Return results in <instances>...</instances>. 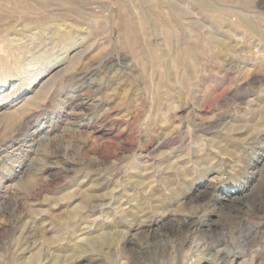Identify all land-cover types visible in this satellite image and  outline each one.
Instances as JSON below:
<instances>
[{"label":"rangeland","instance_id":"1","mask_svg":"<svg viewBox=\"0 0 264 264\" xmlns=\"http://www.w3.org/2000/svg\"><path fill=\"white\" fill-rule=\"evenodd\" d=\"M28 1L0 21V115L23 104L33 70L61 76L36 106L0 117V264H264V0H206L223 14L197 0ZM69 3H82L75 18ZM173 162L176 193L162 184ZM83 232L102 234L101 257L73 256Z\"/></svg>","mask_w":264,"mask_h":264},{"label":"bare ground","instance_id":"2","mask_svg":"<svg viewBox=\"0 0 264 264\" xmlns=\"http://www.w3.org/2000/svg\"><path fill=\"white\" fill-rule=\"evenodd\" d=\"M27 1L28 0H0V21L1 20H6V19H8V18H11V17H18V18H20V17H23V15H24V13H25V10L28 8V3H27ZM29 1H31V0H29ZM28 1V2H29ZM33 1V0H32ZM36 1V0H35ZM41 1V3H42V5L44 6L45 4H46V6H48V5H50V6H52L51 4H57L58 5V3H59V5H61V2H67V1H64V0H40ZM70 1V0H69ZM141 1V0H140ZM156 1V0H155ZM192 1V0H191ZM195 1V0H194ZM197 1H201L200 3H202L203 2V4H205V6L206 7H208V11L209 12H212V13H216V12H218V11H220V13H222L223 14V12H222V10L221 9H218V8H215L213 5H212V3L210 4L209 2L208 3H205L206 2V0H197ZM212 1V0H211ZM71 2V1H70ZM73 2V1H72ZM84 3V2H83ZM103 3V2H102ZM144 3V2H143ZM197 3V2H196ZM199 3V4H200ZM35 4V3H34ZM33 4V5H34ZM67 5H68V2L66 3ZM70 4V3H69ZM79 4V3H78ZM82 4V3H81ZM81 4H80V7L79 6H76L77 5V3H76V5H71V6H69L71 9H68L69 11L70 10H72V11H74V12H72V13H74L75 14V16H74V18L75 17H77V15L78 14H80V12L82 11L80 8H81ZM161 4V3H160ZM177 4V3H176ZM228 4V3H227ZM41 5V4H40ZM58 5V6H59ZM63 5V4H62ZM65 5V4H64ZM84 5V4H83ZM82 5V6H83ZM87 4H85V6H86ZM91 5V4H90ZM109 5V4H108ZM128 5V4H127ZM187 5V4H186ZM218 5H220V4H218ZM222 5V4H221ZM45 6V7H46ZM84 6V7H85ZM100 6V5H99ZM132 6V5H131ZM156 6V5H155ZM180 6V5H179ZM204 6V5H203ZM231 6V5H230ZM31 7V6H30ZM38 7V6H37ZM53 7V6H52ZM54 7H55V5H54ZM68 7V8H69ZM177 7V6H176ZM176 7H174V8H176ZM201 7V6H200ZM49 8H51V7H49ZM61 8V7H60ZM99 8V7H98ZM134 8V7H133ZM155 8V7H154ZM220 8V7H219ZM29 9V8H28ZM33 9V8H32ZM44 9V8H43ZM59 9V8H58ZM83 9V8H82ZM120 9V8H119ZM139 9V8H138ZM144 9V8H143ZM156 9H157V7H156ZM177 9V8H176ZM227 9V8H226ZM231 9V8H230ZM62 10V9H61ZM85 10V9H84ZM180 10V9H179ZM206 10V9H205ZM206 10V11H207ZM64 11V10H63ZM66 13L65 14H67V8H66ZM64 11V12H65ZM68 11V12H69ZM86 11V13H87V15L89 16L90 14V12H87V9L85 10ZM192 11V10H191ZM205 11V12H206ZM236 11V10H235ZM35 12V11H34ZM143 12V11H142ZM179 12H181V11H179ZM194 12V11H193ZM233 12V11H232ZM237 12H239V11H237ZM39 13V12H38ZM63 13V12H62ZM85 13V12H84ZM64 14V15H65ZM218 14H219V12H218ZM233 14V13H232ZM242 14H243V12H242ZM247 14H248V12H247ZM69 15V14H68ZM72 15H71V17H72ZM86 15V14H85ZM94 15V14H93ZM92 15V16H93ZM133 15V14H132ZM237 15V14H236ZM245 15V14H244ZM251 15V14H250ZM31 16V15H30ZM81 16H82V14H81ZM81 16L79 17V18H81ZM134 16V15H133ZM146 16V15H145ZM148 16V15H147ZM40 17V16H39ZM42 17V16H41ZM129 17V16H128ZM187 17V16H186ZM29 18V17H28ZM35 18V17H34ZM38 18V17H37ZM79 18L76 20V19H74V20H76V22L79 20ZM90 18V17H89ZM96 18V17H95ZM248 18V17H247ZM84 19V18H83ZM87 19V18H86ZM133 19V18H132ZM149 19H151V18H149ZM173 19H174V26L175 27H179V24H181L182 23V16L181 15H179V16H173ZM257 19H258V17H257ZM81 20V19H80ZM79 20V21H80ZM163 20V19H162ZM172 20V19H171ZM216 20V19H215ZM229 20H230V18H229ZM87 20H85V22H86ZM136 21V20H135ZM153 21V20H152ZM239 21H241V22H244V17H243V19L242 18H240L239 19ZM246 21V20H245ZM46 22V21H45ZM71 22V21H70ZM69 22V23H70ZM80 22H82V21H80ZM79 22V23H80ZM83 22H84V20H83ZM89 22V21H88ZM131 22H132V20H131ZM200 22V21H199ZM234 22V21H233ZM13 23V22H12ZM43 23V22H42ZM41 23V24H42ZM47 23V22H46ZM46 23H45V25H46ZM74 23V22H73ZM138 23V22H137ZM136 23V24H137ZM160 23V22H159ZM166 23H167V20H166ZM170 23V22H169ZM245 23V22H244ZM6 24V23H5ZM20 24V23H19ZM48 24V23H47ZM49 24H50V21H49ZM85 24V23H84ZM135 24V25H136ZM139 24V23H138ZM152 24V23H151ZM191 24V23H190ZM121 25V24H120ZM141 25V24H140ZM157 25V24H156ZM189 25V24H188ZM191 25H194V23H192ZM202 25V24H201ZM205 25V24H204ZM1 26V25H0ZM21 26V25H20ZM43 26V25H42ZM49 26V25H48ZM52 26V25H51ZM87 26V25H86ZM122 26V25H121ZM138 26V25H137ZM151 26V25H150ZM149 25H148V27H150ZM170 26V25H169ZM182 26V25H181ZM46 27V26H45ZM136 27V26H135ZM134 26H131V28L129 29V36H130V38H131V41H137L138 40V38H139V32H138V30L140 29H138L137 30V28H135ZM139 27V26H138ZM143 27V26H142ZM141 27V28H142ZM161 27V26H160ZM168 27V26H167ZM166 27V28H167ZM173 27V26H172ZM183 27V26H182ZM208 27V26H207ZM242 27V26H241ZM38 28V27H37ZM43 28V27H42ZM48 28V27H47ZM81 28V27H80ZM157 28L159 29V27L157 26ZM165 28V27H164ZM177 28H176V30H177ZM181 28V27H180ZM193 28V27H192ZM205 28V27H204ZM245 28H247L246 26H245ZM154 29V28H153ZM251 29V28H250ZM14 30V29H13ZM12 30V31H13ZM24 30V29H23ZM44 30H46V29H44ZM43 30V31H44ZM86 30V29H85ZM91 30V29H90ZM145 30V29H144ZM163 30V29H162ZM175 30V29H174ZM175 30V31H176ZM11 31V30H10ZM17 31V30H16ZM15 31V32H16ZM63 31H64V28H63ZM71 31V30H70ZM140 31V30H139ZM147 31V30H146ZM159 31V30H158ZM161 31V30H160ZM223 31V30H222ZM226 31V30H225ZM42 32V31H41ZM49 32V31H48ZM141 32V31H140ZM162 32V31H161ZM182 32V31H181ZM212 32V31H211ZM38 33V32H37ZM68 32H66V34H67ZM214 33V32H213ZM212 33V34H213ZM256 33V32H255ZM39 34V33H38ZM51 34V33H50ZM65 34V33H64ZM65 34V36H64V39H62V44L61 45H64V47H69V45H67L69 42H70V37H74L75 38V36H70V32L68 33L69 35H66ZM78 34V33H77ZM52 35V34H51ZM62 35V34H61ZM72 35V34H71ZM76 35V34H75ZM178 35V34H177ZM190 35V34H189ZM55 36V35H54ZM58 36V35H57ZM59 36H60V34H59ZM58 36V37H59ZM126 36V35H125ZM161 36V35H160ZM163 36H164V32H163ZM166 36V35H165ZM216 36V35H215ZM214 36V37H215ZM58 37L56 38L57 40H58ZM79 37H80V35H79ZM140 37H142L141 35H140ZM171 37V36H170ZM176 37V36H175ZM175 37H174V39H175ZM191 37V36H190ZM189 37V38H190ZM195 37V36H194ZM202 37V36H201ZM209 37V36H208ZM213 36H211L210 37V39H208V42L207 43H204V44H206V46H209V44H213L214 43V41H215V38H214ZM217 37H219V36H217ZM168 38V37H167ZM199 38V37H198ZM55 39V40H56ZM61 39V38H60ZM59 39V40H60ZM141 39V38H140ZM151 39V38H150ZM173 39V38H172ZM179 39V38H178ZM192 39V38H191ZM12 40H14V39H12ZM11 40V41H12ZM59 40L57 41V43L59 42ZM73 40V39H72ZM143 40V39H142ZM165 40H166V37H165ZM181 40V39H180ZM201 40V39H200ZM225 40V39H224ZM16 41V40H15ZM14 41V42H15ZM18 41V40H17ZM44 41V40H43ZM193 41V40H192ZM46 42V41H45ZM76 41H74V43H75ZM127 42V41H126ZM144 42V41H143ZM165 42V41H164ZM34 43V42H33ZM32 43V44H33ZM41 43H43V42H41ZM139 43H141V40L139 41ZM166 43V42H165ZM195 43V42H194ZM216 43V42H215ZM227 43V42H226ZM5 44V43H4ZM130 44V43H129ZM134 44H135V42H134ZM133 44V45H134ZM137 44V43H136ZM228 44V43H227ZM230 44V43H229ZM17 45V44H16ZM19 45V44H18ZM75 45V44H74ZM130 45H132V44H130ZM194 45V44H193ZM2 46V45H1ZM26 45H24L23 47H25ZM41 46V45H40ZM43 46V45H42ZM53 46H55V45H53ZM195 46V45H194ZM220 46V45H219ZM235 46V45H234ZM6 47H10V46H6ZM38 47V46H37ZM63 47V46H62ZM130 47V46H129ZM136 47V46H135ZM139 48L141 47V46H138ZM221 47V46H220ZM226 47V46H225ZM224 47V48H225ZM12 48V47H11ZM18 48V47H17ZM16 48V49H17ZM29 48V47H28ZM46 48V47H45ZM54 48V47H53ZM194 48V47H193ZM222 48V47H221ZM235 48V47H234ZM19 49V48H18ZM20 49H21V46H20ZM26 49H27V47H26ZM32 49V48H31ZM41 49V48H40ZM62 49H64V48H62ZM71 48H69L68 50H70ZM141 49V48H140ZM139 49V50H140ZM143 49V48H142ZM173 49V48H172ZM191 49V48H190ZM223 49V48H222ZM226 50H227V48H225ZM8 50V49H7ZM10 50V49H9ZM53 50V49H52ZM59 50V49H58ZM61 50V49H60ZM65 50V49H64ZM181 50V49H180ZM14 51H16V50H14ZM18 51V50H17ZM22 51H25L26 52V50L25 49H22ZM29 52H30V50H28ZM27 51V52H28ZM63 51V50H62ZM169 51V50H168ZM6 52V51H5ZM20 52V51H19ZM39 52V51H38ZM45 52V51H44ZM63 52H65V51H63ZM185 52V51H184ZM221 52V51H220ZM219 52V53H220ZM226 52V51H225ZM43 53V52H42ZM50 53V52H49ZM53 53V52H52ZM72 53V52H71ZM177 53V52H176ZM203 53V52H202ZM209 53V52H208ZM211 53V52H210ZM238 53V52H237ZM43 54H45V53H43ZM212 54V53H211ZM222 54H223V50H222ZM46 55V54H45ZM54 55V54H53ZM72 55H73V53H72ZM174 55V54H173ZM198 55V54H197ZM209 55V54H208ZM214 55V54H213ZM3 56V55H2ZM9 56V55H8ZM36 56V55H35ZM39 56H40V53H39ZM65 56V55H64ZM106 56H108V55H106ZM133 56H134V54H133ZM175 56V55H174ZM219 56V55H218ZM224 56V55H223ZM12 57V56H11ZM45 57V56H44ZM48 57V56H47ZM67 57H70V56H67ZM79 56H76L75 55V53H74V56H72V58L70 59V63L72 62V61H74V60H76L77 58H78ZM196 57H198V56H196ZM2 58V57H1ZM63 58V57H62ZM148 58V57H147ZM216 58H217V56H216ZM219 58V57H218ZM18 59H20V57H18ZM39 59V58H38ZM81 59V58H80ZM172 59V58H171ZM214 59V58H213ZM226 59V58H225ZM15 59H13V61H14ZM17 60V59H16ZM32 60V59H31ZM66 60V59H65ZM64 60V61H65ZM105 60V59H104ZM174 60L176 61V63L177 64H181V65H188L187 64V57H186V55L183 53V54H180V55H177V57H175L174 58ZM29 61V60H28ZM38 61H40V60H38ZM37 61V62H38ZM78 61V60H77ZM110 61V60H109ZM171 61V60H170ZM191 61V60H190ZM217 61V60H216ZM19 62V61H18ZM17 62V63H18ZM75 62V61H74ZM192 62H193V60H192ZM215 62V61H214ZM218 62V61H217ZM230 62H232V61H230ZM20 63H21V61H20ZM229 63V62H228ZM12 64H14V63H12ZM103 64V63H102ZM106 64V63H105ZM193 64V63H192ZM218 64V63H217ZM69 65V64H68ZM173 65V64H172ZM237 65V64H236ZM75 66V65H74ZM73 66V67H74ZM190 66V65H189ZM189 66H187V67H189ZM36 67V66H35ZM49 67V66H48ZM71 67H72V65H71ZM73 67H72V69H73ZM226 67L229 69V70H235V69H237V68H235V66L233 65V64H231V63H229V64H227L226 65ZM51 68L52 67H49V68H46V69H43V70H36V71H34L33 70V72L31 73V75L29 76V78H28V85L25 87V91H27L26 93H24L23 94V96L24 95H26L25 96V98H23L22 99V103L23 104H21V106H18L19 108H16L15 109V111H14V113H7V114H4L3 115V117L0 115V117H2L3 118V120H2V118H1V120L2 121H4V122H7V123H10V122H12V120H14L13 119V117H16V116H14L15 115V112L17 113V111H18V114H19V111H21V110H24V109H27L28 107H30V106H32L33 107V105H35L36 103H37V101H39V100H41L40 98H42V95H44V93H46V90L48 89V87H50L51 86V84L56 80V78H57V76H59L60 75V72L61 71H59V72H54V73H52L53 71H51ZM35 69V68H34ZM85 69V68H84ZM94 69V68H93ZM92 69V70H93ZM24 70V69H23ZM32 70V69H31ZM91 70V71H92ZM86 72H87V70H85ZM89 71H90V69H89ZM192 71V70H191ZM190 71V72H191ZM257 71V70H256ZM94 72V71H93ZM82 73H83V71H82ZM22 74V73H21ZM77 74V73H76ZM85 74V73H84ZM193 74V73H192ZM194 75V74H193ZM239 75V74H238ZM49 76V78L46 80V81H44L43 82V84L39 87V89L38 90H36V91H34V88H35V86H37L38 85V83L41 81V80H43V79H46V77H48ZM61 76V75H60ZM86 76V75H85ZM185 76V75H184ZM64 77V76H63ZM183 77V76H182ZM186 77V76H185ZM81 78V77H80ZM3 79V78H2ZM5 79H3V81H4ZM57 82V81H56ZM182 83V82H181ZM54 84V83H53ZM56 84V83H55ZM92 84V83H91ZM93 85V84H92ZM53 86V85H52ZM54 87V86H53ZM52 87V88H53ZM92 87V86H91ZM51 88V89H52ZM51 89H49V92L51 91ZM24 92V91H23ZM158 92V91H157ZM84 95V94H83ZM85 98V97H84ZM159 99H161V98H159ZM161 102V101H160ZM264 102V101H263ZM256 104V103H255ZM9 106V105H8ZM36 106V105H35ZM34 106V107H35ZM31 107V108H32ZM256 107V106H255ZM7 109H8V107H6ZM29 109V108H28ZM27 109V110H28ZM87 109H88V107H87ZM14 110V109H13ZM26 110V111H27ZM7 111V110H6ZM257 111H258V121L257 122H259V123H256L257 124V126H259L260 127V123H264V103H263V105L262 106H258V108H257ZM9 112V111H8ZM11 112V111H10ZM13 112V111H12ZM4 113V112H3ZM18 116V115H17ZM249 117V116H248ZM262 125V124H261ZM238 127V126H237ZM234 129V128H233ZM237 129V128H236ZM259 129V128H258ZM232 131V130H231ZM234 131V130H233ZM227 132V131H226ZM16 133V132H15ZM223 134V133H222ZM226 134H228V132L226 133ZM28 138V137H27ZM227 140V139H226ZM225 143V142H224ZM226 151V150H225ZM196 153V152H195ZM177 163V162H176ZM175 163V164H176ZM183 163V162H182ZM175 164H174V162L172 163V164H170V165H166V166H169L168 167V169L170 170V172L168 173L169 175L168 176H166L165 178H164V182L162 183V184H165L167 187H168V189L169 190H172V192L174 191L175 192V185H176V175L178 174V173H181V171H178V168L177 167H179V166H175ZM178 164V163H177ZM125 167V166H124ZM182 167V166H181ZM180 168V167H179ZM184 168V167H183ZM182 168V169H183ZM181 169V168H180ZM186 169V168H185ZM165 170H166V167H165ZM123 171V170H122ZM138 172V171H137ZM177 172V173H176ZM182 172H184L183 170H182ZM122 173V172H121ZM117 174H119V172L117 173ZM116 174V175H117ZM183 174V173H182ZM185 174V173H184ZM115 175V174H114ZM179 175V174H178ZM134 176L136 177H134V179H137L136 180V184L138 185V186H140V187H145L144 186V182H143V176H140V175H138V173H136V174H134ZM32 177V176H31ZM132 178V177H131ZM179 178H180V176H179ZM133 179V178H132ZM133 179V180H134ZM133 180H131V181H133ZM32 181V180H31ZM34 181V180H33ZM27 182V181H26ZM97 182V181H96ZM158 182V181H157ZM29 183V182H28ZM91 183V182H90ZM130 183V182H129ZM150 183V182H149ZM92 184H94V183H92ZM159 183H157V185H158ZM130 185V184H129ZM132 185V184H131ZM134 185H135V183H134ZM147 185V184H146ZM149 186V185H148ZM151 186V185H150ZM153 186V185H152ZM151 186V187H152ZM162 186V185H161ZM142 187V188H143ZM154 187H156V186H154ZM160 187V186H159ZM164 187V186H163ZM115 190V189H114ZM141 190V189H140ZM146 190H147V188H146ZM141 191H144V190H141ZM148 192L150 191V187L148 188V190H147ZM82 192V191H81ZM108 192V191H107ZM169 192V191H168ZM173 192V193H174ZM144 193V192H143ZM147 193V192H146ZM176 193V192H175ZM207 193V192H206ZM204 194L202 197V199L203 200H206L207 199V194ZM81 194V193H80ZM111 194V193H110ZM65 197H66V195H64ZM71 196V195H70ZM81 196V195H80ZM83 196H84V198H83ZM83 196H82V198L83 199H85V201L86 200H89L90 201V199L92 198H94L93 196H92V194H90V193H86V192H84L83 193ZM97 196L98 195H96L95 196V198H97ZM72 197H73V195H72ZM78 197V196H77ZM100 197V196H99ZM98 197V198H99ZM101 197H103V196H101ZM113 197L114 196H111L110 197V202H112V201H114V199H113ZM67 198V197H66ZM79 198H81V197H79ZM81 198V199H82ZM209 198V197H208ZM80 199V200H81ZM91 199V200H92ZM163 199V198H162ZM85 201H81L75 208H73L72 210H70L69 212H68V215H67V217H71V218H73V217H75L74 216V214H75V212L77 211V210H79V209H83L84 208V206H85ZM116 201V200H115ZM109 204V203H108ZM99 205V204H98ZM101 206V205H100ZM142 206V205H141ZM108 207V206H107ZM93 208V207H92ZM110 208V207H109ZM139 211H140V207H137V208H135L134 210H131V214H130V216H133V217H135L138 213H139ZM78 212V211H77ZM123 212V211H122ZM185 221V220H184ZM146 224V223H145ZM183 224V223H182ZM181 225V224H180ZM195 225V224H194ZM258 225H259V223H258ZM143 226V225H142ZM196 226V225H195ZM139 227H141V226H139ZM168 227V226H167ZM175 227V226H174ZM192 227V226H191ZM191 227L190 226H188L187 227V230L189 229V230H191ZM256 227V226H255ZM259 227V226H258ZM178 228V227H177ZM86 229V228H85ZM140 229V228H139ZM176 229V228H175ZM179 229V228H178ZM183 229V228H182ZM188 230V231H189ZM175 231V230H174ZM85 232H87V230L85 231ZM85 232H83L82 234H81V236H77V237H75V242L73 243V245L71 246V250H72V253L74 254L73 256H78V258L80 257V258H82V257H84V256H87V254H91L92 256H95V257H101L102 256V254H103V252L98 248V249H96V246H102L104 243H103V241L105 240V239H103V237L100 235H98L99 237H88L87 235H86V233ZM85 233V234H84ZM192 234V233H191ZM60 235V234H59ZM64 235V234H63ZM86 235V236H85ZM57 238H59V237H57ZM56 238V239H57ZM54 240H55V238H54ZM105 242V241H104ZM101 243H103L102 245H101ZM68 246V245H67ZM62 247V246H61ZM101 248V247H100ZM63 250V249H62ZM241 253V252H240ZM86 254V255H85ZM246 255V254H245ZM251 255V254H250ZM82 256V257H81ZM89 256V255H88ZM259 257V256H258ZM238 256H232V258H231V260L229 261V263L228 264H251L252 262H253V260L255 259V258H253V257H251L250 259H249V261H247V260H243L242 259V261L241 262H239V263H237L238 262ZM55 259V258H54ZM30 261H32L30 264H35L36 262L38 263V254L37 255H34V256H32V259L30 260ZM56 261V260H55ZM96 261H97V259H96ZM95 261V262H96ZM93 262H94V258H93ZM210 263H211V261H210ZM29 264V263H28ZM55 264V263H54ZM254 264V263H253Z\"/></svg>","mask_w":264,"mask_h":264}]
</instances>
